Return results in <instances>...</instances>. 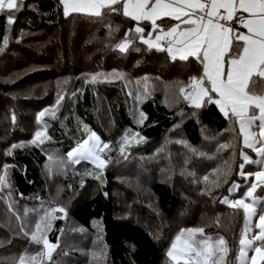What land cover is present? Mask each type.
Listing matches in <instances>:
<instances>
[{
  "label": "trees",
  "instance_id": "trees-1",
  "mask_svg": "<svg viewBox=\"0 0 264 264\" xmlns=\"http://www.w3.org/2000/svg\"><path fill=\"white\" fill-rule=\"evenodd\" d=\"M18 3L14 23L0 14V175L9 165L10 184L0 192V264L43 252L22 228L34 231L49 213L57 217L44 232L58 245L54 264H171L167 252L175 237L200 227L223 237L227 264H237L243 213L220 200L233 183L243 182L240 151L255 155L243 148L239 125L214 104L195 109L180 94L179 86L203 74L202 64L193 57L173 60L138 39L121 53L115 45L136 26L122 12L103 19L65 16L59 0ZM172 22L158 21L165 28ZM110 25L119 31L110 32ZM142 26L150 32L149 23ZM114 71L123 78L89 82L94 74ZM45 125L47 138L33 145ZM85 125L110 145L102 153L106 162L121 160L115 172L70 162L68 152L86 138ZM226 142L232 146L221 149ZM50 155L65 168L50 170ZM233 160L225 183L223 169ZM218 175L221 183L214 186Z\"/></svg>",
  "mask_w": 264,
  "mask_h": 264
},
{
  "label": "snow or ice",
  "instance_id": "snow-or-ice-1",
  "mask_svg": "<svg viewBox=\"0 0 264 264\" xmlns=\"http://www.w3.org/2000/svg\"><path fill=\"white\" fill-rule=\"evenodd\" d=\"M60 3L65 16L82 13L103 19L106 15L122 12L124 17L135 21L134 30L129 29L124 39L115 45L121 53L127 52L134 40L138 39L149 49L166 50L173 60L177 57L180 60L193 57L202 64L203 74L191 77L187 84L179 86V92L195 109L214 104L226 119L239 125L243 148L251 149L260 157L259 160H253L243 150L240 151L242 163L239 164V175L244 180L254 176L255 182L248 186L242 198L230 201L226 197L223 202L243 213V228L235 259L239 264H261L264 261V198L254 194L258 188H264V168L254 173H245L244 168L250 164L264 165V0H60ZM19 9L18 0H0V14H7L8 24L14 23L13 13ZM165 17L180 23L165 29L163 23H158ZM142 22L149 23L152 31L146 33ZM181 23L186 26L183 30ZM236 25L246 32L239 31ZM109 30L119 31L118 28L112 29L111 25ZM155 32L159 34L153 40ZM161 41H167L166 47L161 45ZM98 77L122 79L123 74L114 71L106 77L104 73H98L92 75L89 82L96 83ZM61 99L63 97H58L57 105ZM47 111L49 110L39 113L38 123ZM140 116L142 122L144 113H140ZM55 118L53 110V119ZM256 121H259L258 136L252 131ZM85 128L87 129L86 125ZM46 130L47 125L36 131L31 143L36 146L42 144L47 138ZM87 130L90 132L89 138L75 152L68 153L70 162L76 164L84 159L102 170L106 161L101 158V153L110 149V145L103 142L95 132ZM134 135L139 137L138 133ZM123 139L121 153L125 151L127 134ZM178 142L188 147L194 155L198 154L196 149L184 141ZM230 146V142H226L220 148L228 149ZM16 147L18 145H12L13 149ZM235 155L233 151L232 156ZM48 159L50 170L53 166L65 168L63 160L52 155ZM232 163L234 160L226 162L223 169L225 183L232 174ZM8 167L9 165H4V174L0 175V192L5 186L10 187L7 180ZM208 179L207 176L204 177L205 181ZM220 183L221 177L218 175L213 185L219 186ZM239 187V184L233 183L229 193L235 192ZM248 200L251 202H246ZM64 211L63 208L51 210L60 213ZM257 215L258 222L253 225V218ZM48 216V219L37 222L32 232L22 228L31 242L42 244L43 252L36 255L22 254L18 264H54L53 253L58 245L50 243L44 232L51 228V220L57 217L51 216V213ZM254 228L258 231L254 232ZM250 250L254 255L249 256ZM229 251L223 237L213 240L200 227L182 230L175 237L167 256L172 264H227L226 256Z\"/></svg>",
  "mask_w": 264,
  "mask_h": 264
},
{
  "label": "rangeland",
  "instance_id": "rangeland-1",
  "mask_svg": "<svg viewBox=\"0 0 264 264\" xmlns=\"http://www.w3.org/2000/svg\"><path fill=\"white\" fill-rule=\"evenodd\" d=\"M85 131L87 132V134H86V138H85V140H87L88 138H89V135H90V132L85 128ZM91 132H93V131H91ZM84 140V141H85ZM83 141V142H84ZM82 142V143H83ZM94 142V141H93ZM81 143V144H82ZM80 145V144H79ZM79 145H77L76 147H74L72 150H70L68 153H70V152H75V150L78 148V146ZM254 153V155H255V157L254 158H252L253 160H259L260 159V157H258L256 154H255V152H253ZM69 157V156H68ZM101 158H102V153H101ZM251 158V157H250ZM70 159V158H69ZM103 159V158H102ZM80 161H87V162H89L90 164H92L94 167H95V165L93 164V163H91L90 161H88V160H84V159H81ZM120 164H121V160L118 158V157H113L109 162H106V166L101 170V169H99V168H97V169H99V170H101L102 172H110V173H113V172H115L118 168H119V166H120ZM247 166V165H246ZM246 166H245V168H244V171H245V173H247V172H256V171H259V170H261V168H264V165H257V164H250V166L252 167V168H250V169H248V168H246ZM253 182H255V177L253 176V177H251L250 179H248V180H244L243 179V182L242 183H237V184H239L240 185V187H242V186H246L245 187V189H243V190H240V187L235 191V192H233V193H229L228 192V195L227 196H225V197H223L221 200H220V203L221 204H224V205H226V206H229L228 204H225L223 201H224V199L227 197L230 201L231 200H235V199H239V198H242L243 197V195L245 194V192L247 191V188H248V186H250V184L251 183H253ZM232 187V186H231ZM260 188H258L257 189V191H256V193L254 194L255 196H257V197H261V198H264V190L263 191H261V193L259 194L258 193V190H259ZM239 193V195H237ZM246 202H251L250 200H248V201H246ZM259 206H260V201H258V214H259ZM230 207V206H229ZM256 222H258V215H257V217H254L253 218V225L256 223ZM186 230V229H185ZM258 231V229H255L254 228V232H257ZM206 235V234H205ZM207 236H210L213 240H216V239H219V238H221V237H219V236H211V235H207ZM252 255H254V252H252L251 250L249 251V256H252ZM168 257V256H167ZM168 259H169V257H168ZM169 261H170V263L172 264V261L169 259ZM237 264H239V262L237 261ZM249 264H250V262H249ZM261 264H264V261H262L261 262Z\"/></svg>",
  "mask_w": 264,
  "mask_h": 264
},
{
  "label": "crops",
  "instance_id": "crops-1",
  "mask_svg": "<svg viewBox=\"0 0 264 264\" xmlns=\"http://www.w3.org/2000/svg\"><path fill=\"white\" fill-rule=\"evenodd\" d=\"M60 1V0H59ZM63 6V5H62ZM71 14V13H70ZM245 15H247V14H245ZM164 19H169V18H167V17H165ZM171 21H173V20H171ZM176 23H180L179 21H173L172 22V24L171 25H174V24H176ZM170 25V26H171ZM186 26L185 25H183L182 23H181V30H183L184 28H185ZM165 29H167V28H165ZM239 31H243V32H246V30L245 29H241V28H237ZM152 31V29L150 30V32ZM157 34H159V32H155V33H153V40H154V38H155V35H157ZM147 38V37H146ZM170 39V38H169ZM161 45L163 46V47H166V45H167V41H161ZM156 49V48H155ZM164 51H166V50H164ZM167 52V51H166ZM167 54H168V52H167ZM169 55V54H168ZM176 59H179L178 57L176 58ZM182 97H183V95H182ZM184 98V97H183ZM186 101H188V100H186ZM189 102V101H188ZM257 114H258V112H257ZM258 125H259V121H256V124L254 125V127H253V129H252V131L254 132V133H256L257 134V136H258V134H259V127H258Z\"/></svg>",
  "mask_w": 264,
  "mask_h": 264
},
{
  "label": "built area",
  "instance_id": "built-area-1",
  "mask_svg": "<svg viewBox=\"0 0 264 264\" xmlns=\"http://www.w3.org/2000/svg\"><path fill=\"white\" fill-rule=\"evenodd\" d=\"M236 27H237V28H239V26H238V25H236Z\"/></svg>",
  "mask_w": 264,
  "mask_h": 264
}]
</instances>
